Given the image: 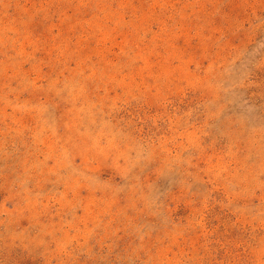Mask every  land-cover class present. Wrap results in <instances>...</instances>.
I'll list each match as a JSON object with an SVG mask.
<instances>
[{
	"label": "rangeland",
	"instance_id": "rangeland-1",
	"mask_svg": "<svg viewBox=\"0 0 264 264\" xmlns=\"http://www.w3.org/2000/svg\"><path fill=\"white\" fill-rule=\"evenodd\" d=\"M0 264H264V0H0Z\"/></svg>",
	"mask_w": 264,
	"mask_h": 264
}]
</instances>
